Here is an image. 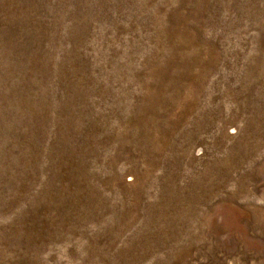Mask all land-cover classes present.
<instances>
[{
    "label": "rangeland",
    "instance_id": "obj_1",
    "mask_svg": "<svg viewBox=\"0 0 264 264\" xmlns=\"http://www.w3.org/2000/svg\"><path fill=\"white\" fill-rule=\"evenodd\" d=\"M0 264H264V0H0Z\"/></svg>",
    "mask_w": 264,
    "mask_h": 264
}]
</instances>
